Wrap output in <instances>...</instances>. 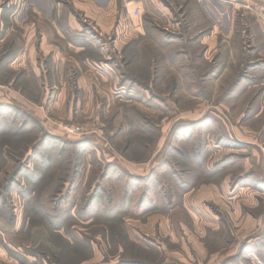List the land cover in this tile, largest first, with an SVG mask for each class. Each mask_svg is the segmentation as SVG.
Listing matches in <instances>:
<instances>
[{
	"label": "rangeland",
	"instance_id": "374dc122",
	"mask_svg": "<svg viewBox=\"0 0 264 264\" xmlns=\"http://www.w3.org/2000/svg\"><path fill=\"white\" fill-rule=\"evenodd\" d=\"M73 1L58 0L86 24ZM117 1L120 16L139 11L128 18L133 31L119 29L121 38L139 40L108 63L125 90L112 94L110 106L81 108L54 133L39 113L58 93L39 82L40 62L24 51L37 41V26L27 21L40 18L39 0H0V39L20 40L10 55L9 42L0 43V264H264V187L241 169L245 143L223 138L214 119L227 116L222 103L247 104L242 92L262 83L251 70L264 72V0ZM214 24L220 63L222 55L212 60L216 46L198 44L187 46L184 62L185 41H209ZM213 61L222 74L217 85ZM45 108L49 121L63 119ZM226 178L228 197L236 184L250 190L224 212L216 197ZM126 183L136 191L125 201ZM93 194L99 197L89 202ZM215 220L223 227L204 236V223L213 228ZM148 225L154 235L129 234Z\"/></svg>",
	"mask_w": 264,
	"mask_h": 264
},
{
	"label": "crops",
	"instance_id": "0c3cea01",
	"mask_svg": "<svg viewBox=\"0 0 264 264\" xmlns=\"http://www.w3.org/2000/svg\"><path fill=\"white\" fill-rule=\"evenodd\" d=\"M60 4L58 0H39V9L41 11L38 16L40 18L36 21H34L35 19H30L29 22L27 21V23L32 24L33 27L37 26L38 34L36 33L35 36L37 41L35 47L34 43L28 41L27 47L24 48V51H27V54H29L32 59L37 60L38 58L40 62L39 82L45 86L47 85L50 90L58 93L56 97L50 99L51 102L44 108L47 113L50 111L52 112L54 108L55 111L59 110V113H62L63 119L60 117L61 114H57L59 120L57 119L58 121L54 123L49 121L44 108L42 112L39 113V119L43 128L54 133L61 132L58 125L59 123L65 122V120L68 122L70 119H78L79 116L81 117L83 113L80 110L81 108H92L91 102L93 104L94 102H106L107 106H110V102L114 101L112 94H116L117 91H123V89L125 90L122 86L124 80L119 79V70L113 68L112 65L108 63H111L116 52L121 55L122 50L126 49L131 44L133 45L136 40L138 41L140 38L139 36L129 38L124 36V39L121 38L119 29H125L126 33L133 31L132 28L134 24L130 23L128 18H133L132 11L135 8H125L127 17L125 18V14L120 16L118 14L117 0L73 1V8L88 19L86 20V24L78 22L70 14L71 12H68V14L63 13V8ZM197 5L200 10L204 11L201 7V3ZM31 12L34 13L32 10ZM200 21L203 25L205 24V20ZM200 21L198 23L199 26ZM211 28V35L207 37L209 41L199 40L202 36H199L200 38L198 39L191 38L185 41L184 47L179 51L184 58V62L189 59L188 56L192 52L188 49V45L192 46L198 44L200 46H207V48L210 49L212 46L218 44L213 39L219 36L217 25L214 24ZM114 30L117 32L116 34ZM6 35L0 39V43L9 42L8 44L12 45L7 50L10 55L13 46H20V40L18 37L14 36V38L9 35L6 37ZM114 35L115 37L113 38L112 36ZM216 48L217 49H214L215 55L212 60L217 62L218 57L222 55L219 59L220 63L223 57V51L220 50L219 52V47L216 46ZM29 55L28 58H30ZM9 58H11V56H9ZM22 58L23 57L20 56V59ZM114 59H116V57ZM173 63H175V61H173ZM211 64V66H214V70L211 72L214 79H211V81L214 83L216 82L215 84L217 85L221 80L222 74L217 76L215 73H217L216 69L218 65L214 63V61L211 62ZM177 65L178 63L176 65L172 64L171 66L172 68H180V66L178 67ZM251 71H253L252 74L261 75L260 80H262V83L247 86L242 92L246 97L242 96L240 98H248L247 104H241L239 102L236 103L237 105L234 102L222 103V108L226 111L227 116L225 118L215 116L216 118L214 117V119L222 131L223 138L226 137L243 142V144L245 143L244 147L240 148L241 153L239 156L244 157V160L242 159L240 163L241 169L247 172L251 170V172L258 177L259 185L262 184L261 186L264 187V72L262 74L258 73V68H252ZM187 74L192 78L193 73L187 71L183 75L188 76ZM191 82L192 81L187 82L190 88H192ZM202 84L204 83L202 82ZM189 90L192 91L191 89ZM189 90L187 92L190 94ZM77 93H80V95L76 96ZM118 98H120L119 100H124L123 98H126L125 93L119 95ZM84 137L88 136L86 135ZM220 150L223 151V148H220ZM227 177L230 178L231 174ZM228 178L221 183L220 188L222 193L219 192V194H221L220 198L216 197V199H220L218 203L220 204L221 211L224 212L228 210V205L231 206V204L236 202L234 199L235 195L238 197L240 194L250 190L249 187L236 184L234 186L236 187L235 190L233 187L231 190L233 193L228 197ZM184 201L187 205L189 199L186 197ZM226 202H228V204H226ZM214 224L215 226L212 228L207 227L204 223V226L201 228V232H203L204 236L207 235V228L218 230L221 226L223 227L222 221L215 220ZM198 229L200 230V226H198ZM128 231L130 235L133 234L135 236H142L143 234L154 235L151 225H148V227H129ZM151 244L153 245V243ZM139 246L142 249L146 248L142 246V242ZM143 250L146 251L145 249ZM136 264L146 263L137 262Z\"/></svg>",
	"mask_w": 264,
	"mask_h": 264
},
{
	"label": "built area",
	"instance_id": "2783aa9c",
	"mask_svg": "<svg viewBox=\"0 0 264 264\" xmlns=\"http://www.w3.org/2000/svg\"><path fill=\"white\" fill-rule=\"evenodd\" d=\"M132 17L133 18L139 17V11L137 9H134L132 11ZM260 21H261V30L264 33V7L261 10ZM63 131H65L66 133H71L76 135H80L81 133H84L82 127H63Z\"/></svg>",
	"mask_w": 264,
	"mask_h": 264
},
{
	"label": "trees",
	"instance_id": "16d2710c",
	"mask_svg": "<svg viewBox=\"0 0 264 264\" xmlns=\"http://www.w3.org/2000/svg\"><path fill=\"white\" fill-rule=\"evenodd\" d=\"M11 46V44L9 45V47ZM3 59H1L0 60V62L2 61ZM2 63V62H1ZM17 78H19V75H17ZM131 141H129L128 143H127V145L123 148V153L125 154V151L128 149V147H129V145L131 144L130 143ZM145 156V155H144ZM143 158H140V160H142ZM140 179L139 178H137L136 179V181H139ZM124 187H125V189H127V190H125L124 191V198H125V201L127 200V198H128V196L130 195V193L132 194V192H134V191H136V186L134 185V186H132V185H130V184H128V183H126L125 185H124ZM95 190V189H94ZM95 191H97V190H95ZM96 194H93L91 197H89V202H91V200H94V199H97L99 196H95ZM142 196V194H140V197ZM141 200H142V198L140 199V202H141ZM140 205V204H139ZM138 209V208H137Z\"/></svg>",
	"mask_w": 264,
	"mask_h": 264
}]
</instances>
